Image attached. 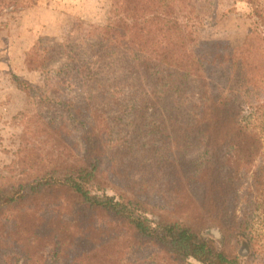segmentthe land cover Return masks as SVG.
Instances as JSON below:
<instances>
[{
	"label": "trees",
	"instance_id": "16d2710c",
	"mask_svg": "<svg viewBox=\"0 0 264 264\" xmlns=\"http://www.w3.org/2000/svg\"><path fill=\"white\" fill-rule=\"evenodd\" d=\"M23 1L0 0V14ZM188 1L111 0L109 21L89 26L81 43L40 38L26 53V68L43 82L14 77L16 87L38 106L61 107L84 150L77 159L19 151L0 175V264H86L100 249L116 251L123 231L137 253L155 247L165 264H240L241 256L264 264L241 223L233 239L243 254L224 231L221 248L210 244L212 230L236 215L241 178L250 177L248 201L264 215V162L251 171L262 141L247 123L264 108V0H239L249 22L239 46L202 39L205 22L188 13ZM124 117L126 135L111 139ZM55 121L41 131H56ZM131 170L141 181L169 173L165 210L126 188L131 197L121 201L86 189L123 176L134 183ZM190 179L198 198L184 193ZM101 215L126 230H105Z\"/></svg>",
	"mask_w": 264,
	"mask_h": 264
},
{
	"label": "rangeland",
	"instance_id": "374dc122",
	"mask_svg": "<svg viewBox=\"0 0 264 264\" xmlns=\"http://www.w3.org/2000/svg\"><path fill=\"white\" fill-rule=\"evenodd\" d=\"M110 6L111 0H25L18 7L7 8L0 14V175L7 174V167L11 169L12 162L17 159L19 151L26 149L32 150L35 154L45 155L49 152L53 156L58 154L63 157L76 156V159L81 156L84 150L83 134L79 129L72 127L62 108L38 106L36 100L27 97L16 87L14 77L34 86L41 85L44 75L41 72L29 71L24 64L26 53L32 49L38 39L47 38L57 43L79 44L88 36L89 26H102L109 21ZM240 9L239 0H189L187 4L188 13L199 16L205 22V27L200 30L199 35L202 39L221 40L231 46H239L243 42L249 26L248 20L240 15ZM57 67V65L52 66L53 69ZM53 72L50 74L52 81L54 80ZM124 118L121 124L117 122L118 125L112 126L114 134L111 139L115 140L116 137L126 135L127 129L122 127V124L128 119ZM49 119L56 120L58 129L41 131L45 129L42 124ZM247 123L249 129L257 133L262 141L260 155L251 168V171H255L256 166L263 165L264 162V108L253 117L250 116ZM48 135H51L52 139H48ZM131 173L134 174V183L123 176L111 178L109 182L110 184L113 181L111 185L97 188V185L90 184L86 186V189L92 194L98 196L106 194L121 201V197H131L125 191L126 188L127 191L139 195L141 200L147 196L148 204L156 206L151 209L156 210L159 207L162 211L165 210L164 201L167 195L165 196L164 188L166 184H169V173H161L158 178H155L153 174L156 172L152 171L142 181L134 170H131ZM110 174H112L111 171ZM249 181L248 176L241 178L238 202L236 201L237 204L234 208L232 207V212L236 215L234 219H228L221 225L224 230H212L213 241L211 240L210 244L221 248L222 244L221 242L219 244L218 238L221 237L220 232L224 231L223 235L228 240L232 239L230 245L239 248V252L243 254L244 246L233 239L237 225L241 223L243 228L246 227L248 236L258 241L255 251L259 257L264 258L262 254L264 215L262 210L254 211L249 202L253 200L254 203L252 193L247 195ZM177 185L178 188H183L182 183ZM150 186L159 189L161 197L158 196V192H154L155 190L152 192ZM189 192L191 196L194 195L197 198L200 196V188L193 179L185 185L184 193ZM170 203H172L171 200ZM148 218L157 220L156 214L148 215ZM97 220V225H102L109 232L126 230L119 225H114L112 219L106 215L99 216ZM123 232L124 236L119 234L120 237L115 238L118 242L116 251L100 249L94 259L86 257L85 263L141 264V261L147 257L144 264H165L162 252L155 247L137 253L130 233ZM48 250L49 248H45V251L48 252ZM91 254L92 251L88 256ZM240 258V264H245L248 260L245 256Z\"/></svg>",
	"mask_w": 264,
	"mask_h": 264
}]
</instances>
